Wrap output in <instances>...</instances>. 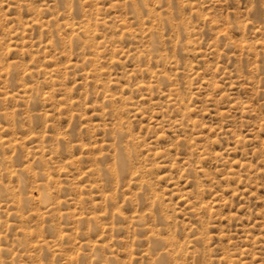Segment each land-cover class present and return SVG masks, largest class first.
<instances>
[{
	"label": "rangeland",
	"instance_id": "1",
	"mask_svg": "<svg viewBox=\"0 0 264 264\" xmlns=\"http://www.w3.org/2000/svg\"><path fill=\"white\" fill-rule=\"evenodd\" d=\"M0 264H264V0H0Z\"/></svg>",
	"mask_w": 264,
	"mask_h": 264
}]
</instances>
